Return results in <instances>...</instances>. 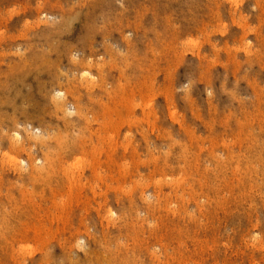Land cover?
<instances>
[{
    "label": "rangeland",
    "instance_id": "1",
    "mask_svg": "<svg viewBox=\"0 0 264 264\" xmlns=\"http://www.w3.org/2000/svg\"><path fill=\"white\" fill-rule=\"evenodd\" d=\"M0 264H264V0H0Z\"/></svg>",
    "mask_w": 264,
    "mask_h": 264
},
{
    "label": "bare ground",
    "instance_id": "2",
    "mask_svg": "<svg viewBox=\"0 0 264 264\" xmlns=\"http://www.w3.org/2000/svg\"><path fill=\"white\" fill-rule=\"evenodd\" d=\"M59 96H60V95H59ZM61 98H62V97H61ZM63 99H64V98H63ZM55 100H56V99H55ZM58 101H59V100H58ZM64 101H65V100H64ZM64 101H63V102H64ZM55 102H56V101H55ZM58 103H59V102H57V104H58ZM61 103H62V101H61ZM65 105H66V104H65ZM61 106H62V104H61ZM58 108H59V107H58ZM62 109H63V108L61 107L60 110L62 111ZM68 109H69V108H68ZM58 111H59V110H58ZM15 135H16V134H15ZM16 138H17V137H16ZM17 139H18V138H17ZM17 141H18V140H17ZM15 159H16V158H15Z\"/></svg>",
    "mask_w": 264,
    "mask_h": 264
}]
</instances>
